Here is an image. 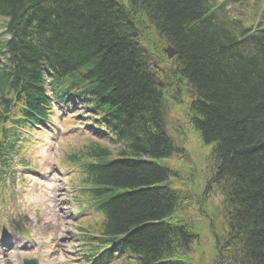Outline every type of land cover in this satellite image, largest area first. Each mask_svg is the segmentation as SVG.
I'll list each match as a JSON object with an SVG mask.
<instances>
[{
    "label": "trees",
    "instance_id": "16d2710c",
    "mask_svg": "<svg viewBox=\"0 0 264 264\" xmlns=\"http://www.w3.org/2000/svg\"><path fill=\"white\" fill-rule=\"evenodd\" d=\"M220 1L0 0L15 66L0 70V97L33 80L41 63L93 92L121 141L115 156L104 147L90 153L100 157L91 182L107 199L103 231L125 236L138 264H185L176 253L189 248L168 186L177 175L159 162L175 150L161 110L164 85L150 73L152 50L136 47L156 32L178 53L173 74L195 90L192 121L217 161L228 207L225 264H264V27L251 31ZM30 9L41 22L22 12Z\"/></svg>",
    "mask_w": 264,
    "mask_h": 264
},
{
    "label": "rangeland",
    "instance_id": "374dc122",
    "mask_svg": "<svg viewBox=\"0 0 264 264\" xmlns=\"http://www.w3.org/2000/svg\"><path fill=\"white\" fill-rule=\"evenodd\" d=\"M124 5L125 0H120ZM219 2H221L219 0ZM125 6V5H124ZM228 17L239 20V22L253 26L251 31L256 27L257 22L264 18V0H230L226 1ZM259 27V26H258ZM257 27V28H258ZM0 29V35L1 34ZM150 42L148 46L153 53V59H158L157 63L161 68H166L170 73L169 67H173L171 60H163L164 49L163 40L154 34H149ZM146 44V43H145ZM144 44V45H145ZM165 50V49H164ZM173 60V59H172ZM172 65V66H171ZM162 77V75H160ZM173 81L167 80V84ZM182 87L181 93H176L171 86L166 89L165 103L162 105V112L166 113L167 135L175 142V150L171 152L168 158L159 162L161 165L168 167L172 174H176L173 179H169L168 186L171 191H176L178 203L175 220L186 226L189 248L181 249L176 253V259L182 260L185 264H225L223 244L225 235L228 233L227 212L228 207L225 204L224 196L218 183L217 161L213 158L210 147L201 143L200 135L196 131L195 121H192V114L188 113V104L190 97L187 94L186 86ZM183 93V94H182ZM72 109V107H71ZM40 138V137H39ZM93 140L117 151V145L106 138L91 139L86 137H77L74 139H64L62 142L79 143L78 146L87 144V141ZM62 147H65L63 144ZM29 151L33 156L39 157V162L45 166L51 164L55 152H61L58 140L50 138L48 135L42 142L32 141L29 145ZM54 167L53 165L51 166ZM64 171V169H59ZM62 186V185H61ZM61 195L54 207L60 205L63 214L52 217L53 222L49 228L58 232V264H71L80 261L81 258L72 256L78 253V257L84 256V246L77 243L80 232L77 230V222L70 218L67 207V197L73 191V187L64 192L61 188ZM98 221L99 215L93 218L91 223ZM96 224V223H95ZM93 224L91 228H96L97 232L100 226ZM98 226V227H97ZM94 237L92 242L96 243L97 239L102 237L99 233L91 231ZM98 237V238H97ZM56 241L54 240V249ZM181 247H187L184 242ZM175 259V255H174ZM135 261L124 256L123 264H133Z\"/></svg>",
    "mask_w": 264,
    "mask_h": 264
},
{
    "label": "bare ground",
    "instance_id": "6f19581e",
    "mask_svg": "<svg viewBox=\"0 0 264 264\" xmlns=\"http://www.w3.org/2000/svg\"><path fill=\"white\" fill-rule=\"evenodd\" d=\"M31 8H33V6L31 5L30 6ZM43 7V11H45L46 9H48V5L46 4L45 6H42ZM127 7V6H126ZM22 12H24V14L26 15H31L30 18L31 20L35 21V22H41L42 19L40 18L41 16H39L38 14V11L36 9L34 10H22ZM43 16H44V19H46L47 17L45 16V14L43 13ZM144 21H146L145 19H143ZM15 31H19L18 29H16L15 27L13 28ZM155 35H157L156 37H160L161 35L159 34V32H156ZM161 38V37H160ZM46 37L42 38L41 41H40V44H39V52H38V57H40L41 53H42V48L43 46L45 45V42H46ZM148 41H150L149 38H147ZM148 41H146L144 38H140L139 40V46H136L137 47V50H141L143 48H141L142 46L145 47L147 45V47L149 49H151V47L148 46ZM146 43V44H145ZM145 44V45H144ZM163 46H165V50L164 49H161L162 52L164 53V57H163V60H174V61H177V58L176 56L178 55L176 49L168 43V45H165L167 43H165V41L163 42ZM176 64H178L177 62H175ZM152 75H157L158 74V67L157 66H152V72H150ZM166 91L163 90V95H164V99L166 97Z\"/></svg>",
    "mask_w": 264,
    "mask_h": 264
}]
</instances>
